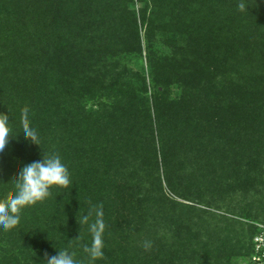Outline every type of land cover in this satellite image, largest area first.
I'll list each match as a JSON object with an SVG mask.
<instances>
[{
	"label": "trees",
	"instance_id": "trees-1",
	"mask_svg": "<svg viewBox=\"0 0 264 264\" xmlns=\"http://www.w3.org/2000/svg\"><path fill=\"white\" fill-rule=\"evenodd\" d=\"M240 2L0 0V113L14 136L0 153V198L42 152H58L72 180L24 209L17 228H0L10 245L0 264H45L65 248L87 264L91 234L77 215L89 202L103 203L107 225L95 264L242 255L231 238L203 234L213 214L166 193L211 207L196 179L230 180L217 192L255 195L257 212L241 217L264 219V0H243L245 11ZM25 107L40 146L21 132Z\"/></svg>",
	"mask_w": 264,
	"mask_h": 264
},
{
	"label": "clouds",
	"instance_id": "clouds-1",
	"mask_svg": "<svg viewBox=\"0 0 264 264\" xmlns=\"http://www.w3.org/2000/svg\"><path fill=\"white\" fill-rule=\"evenodd\" d=\"M237 7L240 11L247 10V5L243 0ZM21 132L26 140L40 146V136L31 126L28 107L21 111ZM10 137L14 136L9 123V114L0 113V153L6 149ZM11 180L14 182L15 194L0 198V228H3L5 232L19 226L24 209L49 198L52 195L53 186L61 189H68L72 186L69 169L58 152H42L39 160L22 164ZM89 205L86 214L78 213L77 222L80 227L85 225L88 227L91 243H81V247L83 253L86 254L87 264H95L97 260L105 258L104 233L107 225L104 221L103 203L92 205L89 202ZM82 239L79 234L75 240L82 241ZM143 247L145 251L150 250L152 242L144 241ZM45 264H86V261L77 259L75 252H70L65 248L58 249L57 254L53 256L45 253Z\"/></svg>",
	"mask_w": 264,
	"mask_h": 264
},
{
	"label": "rangeland",
	"instance_id": "rangeland-1",
	"mask_svg": "<svg viewBox=\"0 0 264 264\" xmlns=\"http://www.w3.org/2000/svg\"><path fill=\"white\" fill-rule=\"evenodd\" d=\"M142 34L144 35V31L142 32ZM192 172L193 171L191 169L187 170V173H192ZM223 175H224L223 173H219V176H223ZM214 177L218 178L217 175ZM225 182L226 184L221 179L208 180L206 179V177H201L196 179L193 188H197L201 185L197 191L199 192L200 190H202L203 195L211 198V199L208 198V200L210 201L214 200L216 202L213 203L211 207H207L203 204H200V202L199 204H196L179 199L168 188H166V193L170 196V198L174 200L189 205L197 206V208L200 210L206 209L207 211H209L211 214L214 215L215 220H212L213 216H209V215L202 216L203 217L202 219H204V217H208V219L206 218L207 220L206 223H202L201 221L200 229L203 232V234L206 237L207 234L208 235H210L211 233L213 235L216 234L218 238L220 237L221 240H226V241H228L231 238L234 244L238 245V250L242 251V255L239 254V256L236 257L233 256L230 260L228 259V262H226V260H223L222 261L223 264H258L259 262L256 261L254 257L255 254L251 256L249 251L250 250L249 246L251 244L250 243L251 234L249 230L251 228H254V230H257L258 233L259 226L260 225L264 226V219L255 220V219H248L246 217H241V215L243 214V210L247 206H254L255 212H257L256 204L254 203L256 197L253 194H249L245 196L243 195V192H241L238 195H235L234 198L230 195L224 198V194L218 193L215 186L216 185L222 186V188L225 189L224 186L228 187V184H230L232 181L229 180L227 183V180H225ZM218 195H223V197ZM263 212L264 211L262 210V213ZM254 238L255 236L253 237V240ZM9 247L10 245L7 244L6 242L2 243V246L0 245V248L2 249ZM238 250H236V252H238ZM9 251L16 254L19 250H9ZM33 263L35 262L33 261L31 264Z\"/></svg>",
	"mask_w": 264,
	"mask_h": 264
},
{
	"label": "built area",
	"instance_id": "built-area-1",
	"mask_svg": "<svg viewBox=\"0 0 264 264\" xmlns=\"http://www.w3.org/2000/svg\"><path fill=\"white\" fill-rule=\"evenodd\" d=\"M255 260L264 262V226L260 225L258 233L255 235L253 240Z\"/></svg>",
	"mask_w": 264,
	"mask_h": 264
}]
</instances>
